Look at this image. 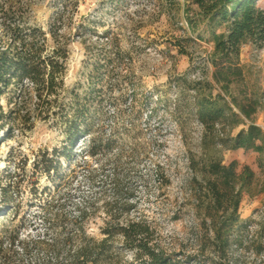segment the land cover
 Masks as SVG:
<instances>
[{
    "label": "rangeland",
    "instance_id": "obj_1",
    "mask_svg": "<svg viewBox=\"0 0 264 264\" xmlns=\"http://www.w3.org/2000/svg\"><path fill=\"white\" fill-rule=\"evenodd\" d=\"M183 3L9 0L18 21L40 28L49 39L59 29L69 50L67 87L87 83L95 56L110 53L104 84L112 97L94 135L79 139L71 162L63 161L65 179L57 185L34 164L42 152L68 144L63 128L54 118L31 119L35 100L22 107L5 104L8 112L20 114L0 130V224L26 219L24 234H43L49 226L43 222L45 204L51 214L54 205L74 214L90 203L102 207L119 198L124 206L133 200L131 216L148 220L160 247L181 264H264V142L256 143L260 150L234 148L235 138L251 124L234 100L256 108L253 122L264 132V48L244 46L242 76L222 91L212 77L211 35L205 27L191 30ZM258 7L264 9V0ZM191 82L202 83L201 97L189 89ZM208 83L221 95V105L241 115L237 122L209 130L200 120L196 99L211 94ZM92 137L112 145L91 157ZM117 165L118 197L111 182ZM100 216L88 225L94 236L100 234Z\"/></svg>",
    "mask_w": 264,
    "mask_h": 264
},
{
    "label": "trees",
    "instance_id": "obj_2",
    "mask_svg": "<svg viewBox=\"0 0 264 264\" xmlns=\"http://www.w3.org/2000/svg\"><path fill=\"white\" fill-rule=\"evenodd\" d=\"M259 1L184 0V13L191 30L197 33L205 27L211 35L214 44L212 77L215 86L222 91L227 92L234 77L242 76L244 46L252 44L257 50L264 48V9L258 7ZM58 31L54 30L49 39L40 28L18 21L9 0H0V130L14 117L12 115L20 114L16 109L8 112L5 104L22 107L35 100L34 116L28 114L31 119L54 118V124L63 128L68 144L62 149L55 148L52 154L42 152L34 164L36 171L45 174L54 185L65 179L63 161L71 162L72 147L79 139L94 135L112 97V90L108 91L104 84L110 75L107 66L112 61L108 52L95 56L87 83L73 88L66 86L69 50ZM26 83L28 87L24 86ZM187 85L200 96L201 82ZM215 86L208 83L206 87L211 94L196 99L197 115L207 129L230 120L237 122L242 115L251 124L235 138L234 148L257 147L258 141L264 142V132L253 122L256 108L249 110L234 100L241 115L236 114L230 106L220 104L221 95L213 94ZM111 143L107 140L104 145L92 137L89 155H102L103 147ZM117 169L118 165L111 179L116 197ZM5 197L4 192L3 201ZM114 199L104 202L102 207L94 203L77 207L74 214L63 211L61 205H54L56 210L51 214L49 205L45 204L43 222L49 226L43 234H24L26 219L19 224H15V220L2 222L0 264H181V260L160 247L155 238L157 231L148 220L131 216L133 200L119 206L116 200L119 198ZM98 214L103 224L99 236H94L89 233L88 225ZM222 237V232L215 236L220 253L224 245Z\"/></svg>",
    "mask_w": 264,
    "mask_h": 264
}]
</instances>
